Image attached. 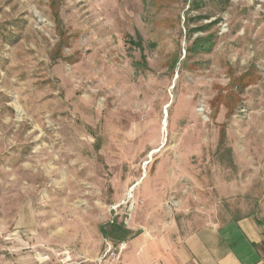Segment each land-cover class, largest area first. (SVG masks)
<instances>
[{
    "label": "rangeland",
    "instance_id": "1",
    "mask_svg": "<svg viewBox=\"0 0 264 264\" xmlns=\"http://www.w3.org/2000/svg\"><path fill=\"white\" fill-rule=\"evenodd\" d=\"M192 1L0 0V264H143L137 191L264 218V0Z\"/></svg>",
    "mask_w": 264,
    "mask_h": 264
},
{
    "label": "crops",
    "instance_id": "2",
    "mask_svg": "<svg viewBox=\"0 0 264 264\" xmlns=\"http://www.w3.org/2000/svg\"><path fill=\"white\" fill-rule=\"evenodd\" d=\"M173 187L159 188L167 197ZM140 197L137 191L138 202L129 223L137 229L125 227L132 234L126 252L132 251L143 264H264V218L254 213L225 219L221 214L208 219L195 214L191 219L182 215L178 222L167 216L171 209L167 198L158 201L155 210L139 212ZM125 259L124 264H136Z\"/></svg>",
    "mask_w": 264,
    "mask_h": 264
},
{
    "label": "trees",
    "instance_id": "3",
    "mask_svg": "<svg viewBox=\"0 0 264 264\" xmlns=\"http://www.w3.org/2000/svg\"><path fill=\"white\" fill-rule=\"evenodd\" d=\"M212 1L228 3L230 0H212ZM201 3L202 0H193L192 1L193 9L198 10L199 7H201ZM214 45H215V41L212 36H207L206 38H197L187 48V52L189 54L190 53L209 54L213 50ZM99 232L104 239H107L117 244L124 243L132 237L131 232L125 228L124 224L118 223L116 220H113L104 226H100Z\"/></svg>",
    "mask_w": 264,
    "mask_h": 264
},
{
    "label": "bare ground",
    "instance_id": "4",
    "mask_svg": "<svg viewBox=\"0 0 264 264\" xmlns=\"http://www.w3.org/2000/svg\"><path fill=\"white\" fill-rule=\"evenodd\" d=\"M163 127H165V122L163 123V125H162Z\"/></svg>",
    "mask_w": 264,
    "mask_h": 264
}]
</instances>
